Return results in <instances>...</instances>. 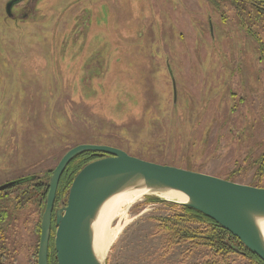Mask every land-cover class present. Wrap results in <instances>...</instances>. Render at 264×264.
<instances>
[{"label": "rangeland", "instance_id": "1", "mask_svg": "<svg viewBox=\"0 0 264 264\" xmlns=\"http://www.w3.org/2000/svg\"><path fill=\"white\" fill-rule=\"evenodd\" d=\"M7 1L0 0V22L6 19L0 25V185L33 173L47 182L70 148L98 144L264 187V21L250 3L120 0L130 21L114 25L112 36L84 37L72 34L77 22L69 11L60 28L55 21L73 0H46L48 19L35 17L31 25L19 20L23 32L15 33L4 16ZM15 187L0 192V204L25 184ZM149 196L155 195L127 207L128 223L105 263L204 260L205 247L183 243L170 249L157 219L179 209ZM13 209V225L3 226L0 236L8 244L15 239L16 255L25 262L27 249L36 251L39 244V214L26 217L28 210H20L18 216ZM231 261L248 264L238 254Z\"/></svg>", "mask_w": 264, "mask_h": 264}, {"label": "water", "instance_id": "2", "mask_svg": "<svg viewBox=\"0 0 264 264\" xmlns=\"http://www.w3.org/2000/svg\"><path fill=\"white\" fill-rule=\"evenodd\" d=\"M14 1H12V4ZM175 99L176 80L173 77ZM105 154L86 164L75 176L66 202L56 206L60 179L78 154ZM18 181L0 185V191ZM146 189L147 195L179 191L187 201L161 199L192 207L215 220L264 261V187L239 183L212 174L160 164L108 145L79 144L70 148L53 169L41 218L37 264H49L53 225L57 264H106L94 248V223L102 206L114 195Z\"/></svg>", "mask_w": 264, "mask_h": 264}, {"label": "trees", "instance_id": "3", "mask_svg": "<svg viewBox=\"0 0 264 264\" xmlns=\"http://www.w3.org/2000/svg\"><path fill=\"white\" fill-rule=\"evenodd\" d=\"M241 1L250 3L252 7L255 8L256 12H258L257 16L261 17V20L264 21V18L262 17L263 15L260 14L264 12V0ZM96 153L97 152L93 151L82 152L70 161L60 179L56 197V206L67 201L69 189L75 176L86 164L100 157V155H97ZM259 163H261V170L264 171V157ZM52 171L53 170L49 172V176H51ZM43 179H45V176H43L42 173L29 174L26 179L23 176L19 177V180H17L18 182L15 183L14 186L18 187L25 184V189L21 190L20 194H16L15 197L14 195L11 196V198L13 197L12 199L8 198L9 200L4 204H0V222L3 223L0 224L1 229H3V226L6 227L13 225V222H11L12 214L9 213L10 209L14 208L13 210H16L18 216L20 215L18 211L28 210L26 217L29 216L30 212L33 216L36 213L39 214L37 221H34V230L38 235V239L40 238L41 218L45 208V198L49 189V181L46 182ZM26 191L28 192L27 198L24 202H21V195ZM8 195H11V191ZM149 200L151 202L169 204L179 209L174 216L160 217L157 219L159 221L157 230L166 233L167 243L170 249L183 243H191V248L193 250L199 247H205L207 249V257L202 261L192 264H234L231 261V255L234 254H238L247 259L248 264H264V261L250 251L237 237L204 213L189 206L177 205L165 201L157 196H149ZM34 203L38 206L37 210ZM34 206L35 208L33 210ZM7 217L8 223L4 224ZM54 234L55 227L52 229V238ZM4 238H6V236L2 235V242H5L3 240ZM38 245H36V255ZM51 248L53 254H49V264H57L53 243ZM165 250L168 251L169 248L166 247ZM188 251L191 252L190 248Z\"/></svg>", "mask_w": 264, "mask_h": 264}, {"label": "flooded vegetation", "instance_id": "4", "mask_svg": "<svg viewBox=\"0 0 264 264\" xmlns=\"http://www.w3.org/2000/svg\"><path fill=\"white\" fill-rule=\"evenodd\" d=\"M12 1H14L13 4ZM234 1H236V3L240 2V0H234ZM140 2L143 5V0H140ZM155 2L157 1L155 0ZM121 6L122 4L120 3V0H89V1L73 0L70 3L64 5L62 11L60 8V10L58 11V17L55 18V21H57L56 24H58V28H60L59 24L61 23V20H63L61 17L67 14V12L69 11L68 14L69 15L73 14L75 16L74 21L77 22V26L76 28H74L72 34H74L75 32L76 36L82 35L84 37H88V36L99 37L105 35L112 36L110 30L113 28L114 25L119 26L121 24L128 23L130 21L129 18H131V17H126L127 13L122 10ZM79 9L81 12H79ZM46 10H47L46 0H8L3 7L5 18H7V20L11 21V23L14 24L12 25L13 27L12 30H14L12 32L14 33L17 32V30L23 32V29L21 28V24H20L21 22L19 20L24 21L23 23H27L30 25L31 23L29 22H32L35 17H38L42 22L46 21L48 19V15H46L47 13ZM4 20L1 18V22H0L1 26H3ZM42 22L40 24H43ZM56 24L53 25V27L56 28L57 27ZM211 26H213V23H211L210 27ZM126 32L129 35V39L132 40V38L134 37L133 29L126 30ZM119 34L123 35L121 31L119 32ZM211 36L215 37L213 34H211ZM118 46L119 45L113 44L111 47L116 49L126 48L125 46L123 47H118ZM96 154L100 155V157L98 158L106 156L105 154L102 153H96ZM53 227L55 226L53 225ZM2 231L3 229L0 228V235ZM16 232L17 231H15V233ZM15 233L13 232V235H15ZM15 237L17 238V235ZM3 240L5 242H2L0 239V264H19L20 262L25 264H34V260L35 262L37 261L36 258L38 255V250L36 255L35 251H33L34 250L33 246H31V249H27L26 260L25 262H22L21 259L16 255L18 251L16 248L17 244H15V239H13V241L9 243L12 246L8 244V240H9L8 238H4ZM52 243L54 244V241L52 240L51 237L50 249H49L50 255L53 254L51 248Z\"/></svg>", "mask_w": 264, "mask_h": 264}, {"label": "bare ground", "instance_id": "5", "mask_svg": "<svg viewBox=\"0 0 264 264\" xmlns=\"http://www.w3.org/2000/svg\"><path fill=\"white\" fill-rule=\"evenodd\" d=\"M147 193L149 192L146 189L126 190L114 195L102 206L94 223V248L101 259L107 254L127 225V207L141 201ZM159 196L169 200L187 201V196L179 191L161 192ZM119 217H121V220L114 225L113 222ZM260 224L264 232V220Z\"/></svg>", "mask_w": 264, "mask_h": 264}]
</instances>
